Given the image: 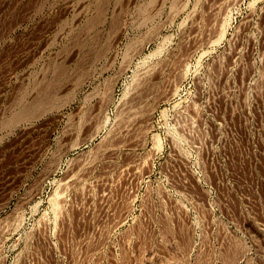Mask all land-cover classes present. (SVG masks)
Here are the masks:
<instances>
[{"label": "rangeland", "instance_id": "374dc122", "mask_svg": "<svg viewBox=\"0 0 264 264\" xmlns=\"http://www.w3.org/2000/svg\"><path fill=\"white\" fill-rule=\"evenodd\" d=\"M0 264H264V0H0Z\"/></svg>", "mask_w": 264, "mask_h": 264}]
</instances>
